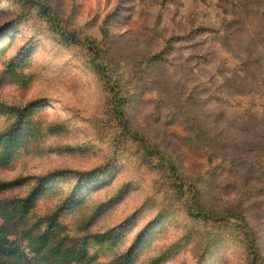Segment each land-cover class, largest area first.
I'll use <instances>...</instances> for the list:
<instances>
[{
  "label": "rangeland",
  "instance_id": "rangeland-1",
  "mask_svg": "<svg viewBox=\"0 0 264 264\" xmlns=\"http://www.w3.org/2000/svg\"><path fill=\"white\" fill-rule=\"evenodd\" d=\"M22 177L13 264H264V0H0V185Z\"/></svg>",
  "mask_w": 264,
  "mask_h": 264
},
{
  "label": "trees",
  "instance_id": "trees-1",
  "mask_svg": "<svg viewBox=\"0 0 264 264\" xmlns=\"http://www.w3.org/2000/svg\"><path fill=\"white\" fill-rule=\"evenodd\" d=\"M3 29V28H2ZM88 46L90 47L91 50H95L97 52V50H99L100 48L97 46H93L92 48V44L91 41L89 42ZM94 62H97V66L96 69L98 72H100L103 76L104 73L103 71H105V66L102 64V62L98 61V58H93ZM164 60V58H160V57H155L153 59L154 62H160ZM113 81V82H112ZM107 83L111 86L113 92L115 91V93H121V90L123 89L119 84H118V80H110L109 78H107ZM118 113L120 115H123V109H119ZM123 121H125L123 118ZM175 167V166H174ZM67 172V171H64ZM59 172V173H64ZM27 177H22V178H18L15 179L13 181L10 182H4L3 184H1V188H6L9 187L11 185H16V184H20L21 182L27 180ZM35 198V194H31L26 200L25 202L21 205V206H16V205H12V206H4L3 210V217L6 219V221L8 220H20L24 217V215L28 212V210L32 207L33 205V201ZM66 208V206H65ZM63 208L60 207V209L58 210V212H56V214L52 215L51 218V222L53 223L54 221H56V217L59 214V212H61ZM19 218V219H18ZM27 237H25L27 240L30 239V244H28L30 247V249H32L33 247V253H37V254H41L42 251L45 248H48L50 253H51V257L53 259H66L68 257L71 258H75V257H79V258H83L86 255V251L84 249H76V248H70L67 250H62L61 246L57 245V246H53V247H48L49 242H50V235L48 232H45L43 234H40L38 236H34L30 230H27L26 232ZM254 242L252 240V238H249L248 240V245H249V249H251L252 253H254ZM128 253L123 254L122 256H120L115 263L117 264L118 261H121L122 259H124L125 257H128ZM255 259H257V254H254ZM17 259H25L28 263H31L29 256L26 254V252L24 251V249L19 245L17 239H11L10 238V233L7 232L6 228L3 226L0 227V264H13V262ZM44 259H49L48 257H44ZM253 259V260H255ZM113 263V264H115ZM47 264V263H44Z\"/></svg>",
  "mask_w": 264,
  "mask_h": 264
},
{
  "label": "snow or ice",
  "instance_id": "snow-or-ice-1",
  "mask_svg": "<svg viewBox=\"0 0 264 264\" xmlns=\"http://www.w3.org/2000/svg\"><path fill=\"white\" fill-rule=\"evenodd\" d=\"M77 175L81 176L83 173H76ZM127 223V222H126ZM134 226L133 224H128V227Z\"/></svg>",
  "mask_w": 264,
  "mask_h": 264
}]
</instances>
